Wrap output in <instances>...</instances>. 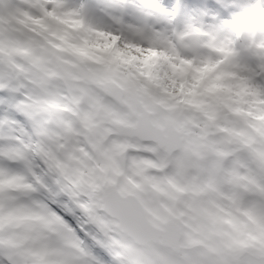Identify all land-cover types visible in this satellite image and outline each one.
I'll use <instances>...</instances> for the list:
<instances>
[{"label":"snow or ice","instance_id":"6c2138e0","mask_svg":"<svg viewBox=\"0 0 264 264\" xmlns=\"http://www.w3.org/2000/svg\"><path fill=\"white\" fill-rule=\"evenodd\" d=\"M0 264H264V0H0Z\"/></svg>","mask_w":264,"mask_h":264}]
</instances>
